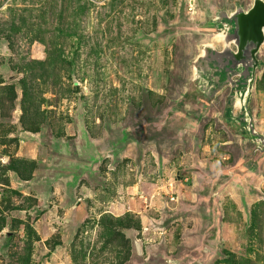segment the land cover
Listing matches in <instances>:
<instances>
[{"label": "rangeland", "instance_id": "374dc122", "mask_svg": "<svg viewBox=\"0 0 264 264\" xmlns=\"http://www.w3.org/2000/svg\"><path fill=\"white\" fill-rule=\"evenodd\" d=\"M259 1L0 0V264H264Z\"/></svg>", "mask_w": 264, "mask_h": 264}, {"label": "water", "instance_id": "95a60500", "mask_svg": "<svg viewBox=\"0 0 264 264\" xmlns=\"http://www.w3.org/2000/svg\"><path fill=\"white\" fill-rule=\"evenodd\" d=\"M257 18V20L255 19ZM256 22H254L255 20ZM238 25L240 29L243 28V33L246 31L247 36L250 35L249 33L256 34L258 37L255 41V45L259 44L261 41L264 40V3L259 1L254 5V7L248 12L247 14H244L243 16H239L237 18ZM254 22V27L252 26V23ZM251 25V26H250ZM249 32H248V31Z\"/></svg>", "mask_w": 264, "mask_h": 264}, {"label": "bare ground", "instance_id": "6f19581e", "mask_svg": "<svg viewBox=\"0 0 264 264\" xmlns=\"http://www.w3.org/2000/svg\"><path fill=\"white\" fill-rule=\"evenodd\" d=\"M213 45V44H212ZM204 53V52H203ZM201 55V54H200Z\"/></svg>", "mask_w": 264, "mask_h": 264}]
</instances>
